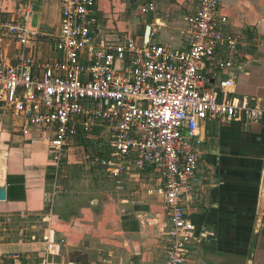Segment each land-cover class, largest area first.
I'll use <instances>...</instances> for the list:
<instances>
[{
  "label": "built area",
  "instance_id": "built-area-1",
  "mask_svg": "<svg viewBox=\"0 0 264 264\" xmlns=\"http://www.w3.org/2000/svg\"><path fill=\"white\" fill-rule=\"evenodd\" d=\"M17 1L18 12L0 21L2 34L21 47L0 57V109L24 140L46 145L53 188L71 149L81 147L77 163L101 170L117 191L129 193L119 179L128 175L161 196L154 219L161 235L148 264H185L201 238L193 216L210 205L216 185L199 148L201 127L214 120L247 129L264 117L262 100L237 96L233 78L254 59L259 39L228 24L222 0H182L177 44L151 34L145 42L130 31L105 37L97 0H59L60 24L45 32L31 23L38 0ZM138 9L147 14L155 4L143 0ZM42 43L51 47L48 58Z\"/></svg>",
  "mask_w": 264,
  "mask_h": 264
},
{
  "label": "crops",
  "instance_id": "crops-1",
  "mask_svg": "<svg viewBox=\"0 0 264 264\" xmlns=\"http://www.w3.org/2000/svg\"><path fill=\"white\" fill-rule=\"evenodd\" d=\"M151 1L155 4V0H145V2ZM17 2V0L3 1L5 8L3 5L0 6L3 9L0 11V21L2 15L18 12ZM1 3L2 0L0 5ZM116 3L117 0H97V15L102 24L101 32L105 37L114 38L115 34L110 32L132 33L137 32L141 26L150 25V34L153 35L154 40L162 43H179V32L177 29H172L166 15L157 12L156 4L152 12L130 17L127 22L117 21L116 24H123V27L118 25L123 30L116 29L115 25H112L111 29L106 28L104 19L110 18L109 24L113 23L112 4ZM4 10L5 12H2ZM222 12L234 14L235 18L243 23L236 28L251 31L259 39L260 45L255 51L254 59L234 72L233 78L236 94L256 96L264 103V4L262 0H222ZM31 23L45 32L56 30L60 24L59 0H38L37 11ZM15 49L19 52L21 47L16 44ZM40 49L42 57L48 58L51 50L49 44L42 43ZM0 57L4 56L0 54ZM0 132L6 140V142L0 141V184L5 183L7 191V198L5 201H0V207L16 206L25 203L32 194L30 187L33 182L45 184L50 168L49 155L46 145L41 141L29 143L24 140L18 124L8 113L0 114ZM199 136L207 151L206 158L215 172L216 188L212 196L214 201L212 208L204 213L203 217L193 216V225L201 238L185 264H264V202L260 208L264 189V117L247 129L238 122L219 123L207 120L201 127ZM71 151L69 160L71 156H76L74 153L76 150ZM119 179L126 185L129 193L117 191V182L114 181L115 189L122 196V202H128L129 195L134 190L131 188L138 181L128 175H122ZM150 193L153 192H145L147 195ZM159 200L160 202L156 204L163 211L161 196ZM147 204L142 206L146 207L143 208V213L148 212L152 206ZM136 207L140 208L137 205ZM259 208L261 224L255 229ZM125 216L131 218L132 212ZM52 219L53 215L49 220ZM237 221L244 223L238 225ZM46 236L49 239L47 242L48 246L50 245L49 249L52 251L60 249V245L54 243V229L50 227ZM245 236L247 240L242 241L240 238ZM229 239H232L234 247L223 244L224 241L229 243L227 241ZM130 243L129 241V246ZM42 244L45 245L37 241L20 243L0 241V264H33L36 253L25 254L24 251L35 250L39 253L42 249L48 248ZM153 245L142 246L141 250L133 248L128 264L131 261L136 264H148L151 260V251L156 250L158 243ZM37 264L41 263L37 262Z\"/></svg>",
  "mask_w": 264,
  "mask_h": 264
},
{
  "label": "rangeland",
  "instance_id": "rangeland-1",
  "mask_svg": "<svg viewBox=\"0 0 264 264\" xmlns=\"http://www.w3.org/2000/svg\"><path fill=\"white\" fill-rule=\"evenodd\" d=\"M3 1L5 0H2L0 6L4 7ZM142 1L117 0L116 4H112L113 23L109 24L110 18L104 19L106 28L111 29L112 25H115L116 29L123 30L118 26L123 27V24H116L117 21L127 22L130 17L140 16L142 13L138 6L143 4ZM262 2L264 4V0ZM155 4L157 12L166 15L172 29L179 32L186 15L185 2L155 0ZM1 10L3 9L0 7ZM223 15L234 28L243 24L234 14ZM134 32L138 39H144L145 27L141 26L132 34ZM15 48L16 44L8 40L0 30V54L10 57L18 52ZM236 95L243 96L241 93ZM0 110L1 115L10 114ZM0 141L6 142L1 132ZM75 150L76 156L70 157L71 163L55 188L47 175L45 184L32 183V194L25 203L0 207V241L44 243L45 245H42L48 248L39 253L35 250L24 251L25 254L36 253L33 264H43L45 259H53L55 262L72 260L78 264H128L133 248L141 250L142 246L152 247L153 244L159 243L161 234L154 220L162 211L156 204L160 202L159 196L155 193L145 194L149 191L143 187L144 183L140 180L131 188L134 190L131 191L128 202H122V196L116 191L114 181L106 178L101 170L84 169L76 163L82 159V148L75 147ZM145 203L152 206L148 212L143 213L142 210L146 207L142 206ZM211 208L210 204L205 211ZM130 212L131 218H127L125 214ZM51 215L52 221L49 220ZM237 222L238 225L242 224L241 221ZM50 227L55 230L54 243L60 245V249L56 251L49 249L50 245L47 243L49 239L46 234ZM231 240H227L229 243L224 241L223 244L234 247ZM37 247L40 248L39 245Z\"/></svg>",
  "mask_w": 264,
  "mask_h": 264
},
{
  "label": "water",
  "instance_id": "water-1",
  "mask_svg": "<svg viewBox=\"0 0 264 264\" xmlns=\"http://www.w3.org/2000/svg\"><path fill=\"white\" fill-rule=\"evenodd\" d=\"M150 33H151V26L150 25H146L145 27V32H144V41L148 42L150 39ZM263 181H264V177H263ZM262 200H261V204H260V208L264 202V189L262 191ZM7 198V191H6V184H0V201H5ZM259 208L258 212H257V216H256V226L255 229H257L260 224H261V218H260V213H261V209Z\"/></svg>",
  "mask_w": 264,
  "mask_h": 264
},
{
  "label": "flooded vegetation",
  "instance_id": "flooded-vegetation-1",
  "mask_svg": "<svg viewBox=\"0 0 264 264\" xmlns=\"http://www.w3.org/2000/svg\"><path fill=\"white\" fill-rule=\"evenodd\" d=\"M199 148H200L201 150H203V162L206 163V164H209V165L211 166V168L213 169L212 164H211L210 161L207 160V158H206V156H207V151H206V149H205V147H204V142H202V143L200 144ZM213 176L215 177V173H214ZM215 188H216V186L213 187V188L211 189V193H210V204H211V206H212V204L214 203L212 196H213V193H214ZM204 213H206V211L202 212L201 214H196L195 216L199 215V216L202 217V216H204ZM185 263H186V262H185Z\"/></svg>",
  "mask_w": 264,
  "mask_h": 264
},
{
  "label": "trees",
  "instance_id": "trees-1",
  "mask_svg": "<svg viewBox=\"0 0 264 264\" xmlns=\"http://www.w3.org/2000/svg\"><path fill=\"white\" fill-rule=\"evenodd\" d=\"M48 176H49V174H47ZM203 217V216H202ZM244 222H242V224H243ZM239 228H240V226H238ZM240 238V237H239ZM242 241L244 240V241H246L247 240V237L245 236V237H241L240 238Z\"/></svg>",
  "mask_w": 264,
  "mask_h": 264
}]
</instances>
